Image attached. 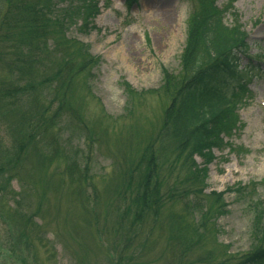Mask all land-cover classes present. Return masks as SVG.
Wrapping results in <instances>:
<instances>
[{
	"label": "rangeland",
	"instance_id": "rangeland-1",
	"mask_svg": "<svg viewBox=\"0 0 264 264\" xmlns=\"http://www.w3.org/2000/svg\"><path fill=\"white\" fill-rule=\"evenodd\" d=\"M95 2L99 12L92 23L72 26L68 36L98 56L99 64L80 72L81 44L73 42L55 45V53L36 64L42 72L46 67L51 71L70 57V69L77 70L70 73L75 77L65 90L83 124L77 118L60 119L57 144L65 155L46 158L42 152L50 151V146H34L12 183L2 190L0 264H110L108 256L116 261L122 243L129 247L140 240L135 232L130 233L131 240L113 237L120 222L116 191L126 162L161 125L169 104L161 90L164 71H180L188 22L199 4L197 0ZM217 2L230 5V13L240 16L248 33V54L264 56V0ZM225 20L231 24V14ZM239 64L250 66L251 79L248 92L237 103L236 127L222 147L215 148L216 159L209 166L208 212L204 207L194 210L195 222H205L203 237L185 251L171 239L164 219L153 229L144 225L149 242L142 253L137 246L124 252L129 264H236L259 245L264 221L257 219L253 208L264 200V63L241 56ZM126 83L133 93L126 90ZM0 135L8 146V122L0 125ZM196 161L202 163L200 157ZM70 162L74 171L62 178L59 171ZM239 186L245 191H236ZM218 193H223L220 205L214 203ZM184 200L173 203L169 212L181 214L185 222L189 217L180 204ZM31 215L32 221L23 222ZM21 229L25 236L20 239Z\"/></svg>",
	"mask_w": 264,
	"mask_h": 264
},
{
	"label": "trees",
	"instance_id": "trees-1",
	"mask_svg": "<svg viewBox=\"0 0 264 264\" xmlns=\"http://www.w3.org/2000/svg\"><path fill=\"white\" fill-rule=\"evenodd\" d=\"M128 1L131 4L134 0ZM197 2L199 7L188 22L181 69L178 74L164 71L161 90L169 100L164 118L153 135L142 142L138 155L126 162L116 191L120 222L113 237L131 240L130 233L135 232L140 240L129 247L126 241L122 243L116 261L108 256L112 264H129L124 258H128V253L124 252L136 246L142 253L149 242L144 225L153 229L161 225V219L172 233L171 239L183 245L185 251L203 237L205 222H195L194 210L204 207L208 212L210 194L205 189L209 165L216 159L215 148H221L225 136L236 127V106L245 96L251 76L250 66L240 68L239 64L241 55L248 51V34L240 16L230 13V5L221 10L217 0ZM97 6L95 0H0V26L4 28L0 31V70L5 75L0 77V125L8 122L11 136L6 146L0 135L1 195L34 146H50V151L42 152L46 158L65 155L57 144L56 125L66 116L80 117L65 90L75 77L70 75L75 68L70 69L73 66L69 56L61 67H52L51 71L46 67L42 72L36 64L42 56L49 58L54 54L55 45L72 42L81 44L80 72L99 64L98 56L91 55L81 41L68 36L72 26L80 23L83 28L92 23L99 12ZM228 12L233 19L231 24L225 21ZM125 87L134 92L128 83ZM196 157L202 163H197ZM67 171H74L71 162L60 169L62 178ZM236 191L244 192L245 187L239 186ZM217 196L214 203L220 205L223 193ZM181 198L187 199L180 204L185 206L183 213L189 217L185 222L190 225L181 214L169 212ZM253 210H257V219L264 221V200ZM32 220L31 215L23 222L28 224ZM260 230L259 245L242 255L236 264L264 261V222ZM24 236L21 229L18 238Z\"/></svg>",
	"mask_w": 264,
	"mask_h": 264
}]
</instances>
